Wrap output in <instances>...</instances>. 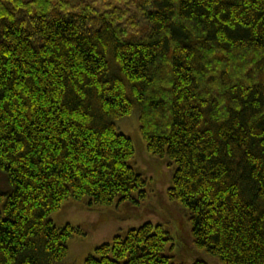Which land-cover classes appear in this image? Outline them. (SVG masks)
<instances>
[{"label":"trees","instance_id":"1","mask_svg":"<svg viewBox=\"0 0 264 264\" xmlns=\"http://www.w3.org/2000/svg\"><path fill=\"white\" fill-rule=\"evenodd\" d=\"M112 2L0 0V264H61L80 229L50 217L69 199H147L115 122L135 110L196 247L264 264V0ZM172 240L145 222L85 264H185Z\"/></svg>","mask_w":264,"mask_h":264},{"label":"rangeland","instance_id":"2","mask_svg":"<svg viewBox=\"0 0 264 264\" xmlns=\"http://www.w3.org/2000/svg\"><path fill=\"white\" fill-rule=\"evenodd\" d=\"M89 1V0H87ZM111 3L112 0H107ZM114 1L105 6V10L114 7ZM103 9V8H102ZM118 131L129 136L135 146V155L129 160L133 168L149 178L146 190L147 199L138 204L116 200L111 206L89 208L87 198L82 201L69 199L60 209L51 214L54 224L61 228L68 224L80 229L68 241L69 252L61 264H85L86 258L95 253V249L109 243L116 235L126 236L130 228H136L145 222L162 224L171 233L172 241L166 254L176 262L193 264L202 259L209 264H222L221 261L193 243L192 225L187 210L178 202L168 198V189L173 183L176 165L168 158L150 155L139 129V113L133 111L129 116L115 121ZM5 176V175H4ZM1 192L7 188L5 178L1 177ZM137 197V193H135Z\"/></svg>","mask_w":264,"mask_h":264}]
</instances>
